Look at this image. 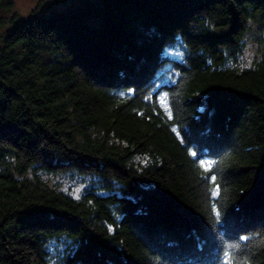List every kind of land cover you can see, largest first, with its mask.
<instances>
[{
    "label": "trees",
    "instance_id": "trees-1",
    "mask_svg": "<svg viewBox=\"0 0 264 264\" xmlns=\"http://www.w3.org/2000/svg\"><path fill=\"white\" fill-rule=\"evenodd\" d=\"M38 11L0 36V264H264V0Z\"/></svg>",
    "mask_w": 264,
    "mask_h": 264
},
{
    "label": "rangeland",
    "instance_id": "rangeland-1",
    "mask_svg": "<svg viewBox=\"0 0 264 264\" xmlns=\"http://www.w3.org/2000/svg\"><path fill=\"white\" fill-rule=\"evenodd\" d=\"M13 8L6 10L0 6V36H4L6 31L10 29V22L13 21L14 15H18L22 19L27 18L34 10H39L41 14H47L52 11H66L73 5H81L83 0H11ZM256 46L251 44L245 55L241 58V62L245 66H250L256 58ZM204 109V108H202ZM62 188L68 189V186L74 185V182L67 179H60ZM80 187V186H79ZM75 190V188H74Z\"/></svg>",
    "mask_w": 264,
    "mask_h": 264
}]
</instances>
